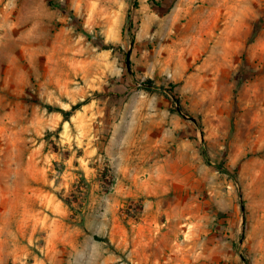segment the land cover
I'll list each match as a JSON object with an SVG mask.
<instances>
[{
  "label": "rangeland",
  "instance_id": "374dc122",
  "mask_svg": "<svg viewBox=\"0 0 264 264\" xmlns=\"http://www.w3.org/2000/svg\"><path fill=\"white\" fill-rule=\"evenodd\" d=\"M59 1L117 48L46 0H0V264H264V0ZM125 68L124 100L94 95L123 97ZM87 96L68 121L31 101ZM146 215L158 256L134 248Z\"/></svg>",
  "mask_w": 264,
  "mask_h": 264
},
{
  "label": "trees",
  "instance_id": "16d2710c",
  "mask_svg": "<svg viewBox=\"0 0 264 264\" xmlns=\"http://www.w3.org/2000/svg\"><path fill=\"white\" fill-rule=\"evenodd\" d=\"M151 3L153 4L155 9H160L162 7H164L166 10L170 9L173 5L174 0H150ZM47 4L51 7L57 8L58 10L66 13L71 19H72V23L74 24L75 28L77 31L82 32L87 39L94 41L95 43H97L99 45L100 48L103 49H111V50H116L117 46L114 45L113 43H106L103 41V39L98 35V34H92L89 33L88 31H86L81 23V18L79 16H77L74 11L70 8L67 7V5L59 0H46ZM261 22V18L259 17L256 20V23L254 24V26L252 27V29L250 30V33L248 35L247 38V43L251 42L253 40V38L255 37L258 27L260 25ZM129 32L131 37L133 36V32H132V27L131 25L129 26ZM127 56V55H126ZM128 73V74H127ZM129 71L125 68V73L121 76V78L119 79V82L125 84V93H123V97L120 93L117 92H112L109 90V87H106L104 89V91L99 92V91H95L94 95L95 96H100V98H104L105 96L109 95V98H117L119 97L122 98V100H124V98L127 96V94H129V89L131 87L132 84H134L135 80L132 77V75H129ZM252 76L251 73V69L248 68L246 61H245V57L244 54H242V58H241V63H240V68L237 72V76H236V83H235V90H238V88L241 86V84L247 79L250 78ZM142 85L145 89H150L151 86H154V82L151 78H146L144 79L142 82ZM179 86V82H169L168 83V87H161V89H165L167 90L172 99L174 100V103L177 104V107H180V97L179 94L177 92V88ZM91 96H87L84 99L74 103L71 105V107L69 109H63L60 107H56L53 106L51 104L48 103H44L41 100H39L38 98L34 97L33 99H31V101L35 104H39L42 107H45L47 110L49 111H57L62 115V118L64 121H68L70 116L74 113L75 110L79 109L82 105L86 104L88 101H90ZM198 124H200V121L198 119L193 118ZM223 159L217 164L218 168H222L223 170H225V172L230 173L229 169H227L226 167L223 166ZM243 208V207H242ZM244 222H245V217H244ZM241 237V235H239ZM238 236V238H239ZM95 239L98 240H103V241H108L109 239L105 236H99V235H94ZM241 258L245 261V264H250L249 259L245 256V255H241Z\"/></svg>",
  "mask_w": 264,
  "mask_h": 264
},
{
  "label": "crops",
  "instance_id": "0c3cea01",
  "mask_svg": "<svg viewBox=\"0 0 264 264\" xmlns=\"http://www.w3.org/2000/svg\"><path fill=\"white\" fill-rule=\"evenodd\" d=\"M125 195H130L131 193H127V191H122ZM144 207L146 211H149V207L155 206V210L160 209V200L154 202L153 200L145 198L143 200ZM148 213V212H147ZM162 226H164V222H160L153 216H144L140 221H138L135 225L136 232L134 238V248H141L144 255L148 256L152 254V256H158L160 251L162 250V240L165 237L166 230H162ZM151 233V236L148 234ZM160 261V259H157Z\"/></svg>",
  "mask_w": 264,
  "mask_h": 264
},
{
  "label": "water",
  "instance_id": "95a60500",
  "mask_svg": "<svg viewBox=\"0 0 264 264\" xmlns=\"http://www.w3.org/2000/svg\"><path fill=\"white\" fill-rule=\"evenodd\" d=\"M126 67H127V69H129V67H130V61H129V52L127 53V56H126Z\"/></svg>",
  "mask_w": 264,
  "mask_h": 264
}]
</instances>
